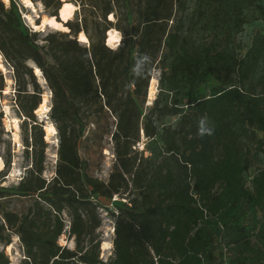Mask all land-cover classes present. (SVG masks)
I'll use <instances>...</instances> for the list:
<instances>
[{"label": "trees", "instance_id": "1", "mask_svg": "<svg viewBox=\"0 0 264 264\" xmlns=\"http://www.w3.org/2000/svg\"><path fill=\"white\" fill-rule=\"evenodd\" d=\"M31 1L60 23L63 0ZM74 2L90 9L92 19L67 21V32L49 33L41 45L39 32L23 23L20 0L9 6L0 0V54L14 72L30 162L15 186H2L6 173L0 172V243L7 247L16 236L24 264H264V166L257 168L264 154V32L244 54L234 42L243 23H264V4L194 0L190 22L213 34L204 42L180 28H163L173 18V0H143L137 25L128 0ZM122 8L131 26H115L124 39L114 50L106 45L114 28L108 16L119 20ZM81 33L90 47L79 41ZM163 43L167 51L160 56ZM30 63L54 94L59 146L52 179L44 177L48 144L35 116L42 90ZM155 67L161 71L159 93L144 116L138 101L146 99ZM87 111L117 115L115 129L96 121L86 137L100 133V148L112 137L116 162L108 181L95 175L102 160L92 165L80 154ZM166 117L178 118L176 125L160 128ZM201 117L211 135L198 134ZM140 130L149 156L139 159L133 147ZM4 162L8 169L11 160ZM100 209L114 221L108 262L101 259ZM63 235L75 249L59 244ZM0 264H10L4 252Z\"/></svg>", "mask_w": 264, "mask_h": 264}, {"label": "rangeland", "instance_id": "2", "mask_svg": "<svg viewBox=\"0 0 264 264\" xmlns=\"http://www.w3.org/2000/svg\"><path fill=\"white\" fill-rule=\"evenodd\" d=\"M7 6H9V2L3 0ZM29 2L33 3L31 0ZM174 1V8H173V18L172 20H166L162 23V26L167 31H171L177 28L190 38L201 40L204 42H209L213 39V34L211 31H205L201 25H195L190 22V19L194 13V0H181L180 6L179 3ZM64 7H68L67 11L62 12L60 11V16L63 18L64 21L75 20L76 18H82L88 16L91 20L93 15L90 9H81V7L77 6L74 0H63ZM129 8L132 10V20L134 25H137V17L140 11L144 10V3L143 0H128ZM264 4V0H261ZM20 3L23 5L24 10L22 11V20L25 26H27L30 30L34 32H39V43L44 45V39L49 33L63 31L67 32L64 28L62 23H59L61 26L59 28L52 25V21L48 17V15L44 11V7H35L33 5H27L25 0H20ZM63 7V8H64ZM118 18L119 20L115 19V17L111 14L108 16V20L114 22V28L107 32V39L106 45L109 46L111 49L117 50L123 41L122 32L119 31V27L124 28L127 30L129 28V23L126 20L127 9L122 8L118 9ZM82 12V13H81ZM38 21L40 25H38ZM54 22H57L56 19H53ZM49 22V23H48ZM132 22V21H131ZM58 23V22H57ZM117 26L118 28H116ZM132 30V29H131ZM130 30V31H131ZM116 31L119 36V41L113 45L109 44L110 41V32ZM258 32H264V23L256 18L251 23H243L242 28L240 29L239 33L235 38V47L241 53H245L248 49L251 48L253 39ZM82 34V33H81ZM79 35L78 39L82 45L86 47H90V40L87 37L88 41L83 43L81 37ZM160 34L159 36H161ZM167 51L165 43L162 44L160 56ZM31 67H34V71L36 66L33 63H30ZM157 66V65H156ZM5 70L8 73H5ZM37 80L40 84V88L42 90V104L44 103V99L47 98L48 103L47 107L49 112L40 115L37 111L35 112V116L37 121L44 126V132L46 134L45 140L48 144L46 150V171L44 172V177L46 179H52L55 175L56 165H57V150L59 146V134L56 129V124L54 123L53 119L51 118V110L53 107V99L54 94L50 89L47 81L45 80L44 76L42 80L44 81L45 85L42 84L40 78L37 75ZM43 75V74H42ZM161 78V71L159 67H155L152 74L151 84L148 89V94L146 99L144 97L139 98V105L140 109L143 111L144 116L149 113L154 100L156 99L159 93V81ZM153 80H156V94L154 96L151 95V87ZM18 89L15 80H14V73L4 58L0 54V134L2 135V143L0 144V158L3 161V166L0 167V172L4 170L6 173L5 182L2 186L5 187H12L17 184L26 176L27 169L30 168V162L28 161L27 151L24 144L23 132L21 126L24 122V117L20 114V110L16 103V97ZM29 91L32 93L33 88L30 86ZM41 107V106H39ZM109 115H105L104 117H98L94 115V112L87 111L85 124H87L85 136L81 143V151L80 154L84 159L90 158L92 165H95L97 161L102 160L101 169L96 171L95 175L102 181H108L109 175L112 171V167L116 162V153H115V146L114 142L111 140V136H106L102 143V148L98 145V137H93L90 141L86 140V137H89V134L95 130L97 127L96 121L100 123L101 127L105 126L107 123L115 129L116 114L108 113ZM43 116V117H42ZM107 118V120H106ZM178 118L176 117H166L163 118L162 121L159 123L160 128L169 125H176ZM16 122V123H15ZM16 124L19 126V130L16 129ZM49 124L51 127H49ZM141 127L142 122H141ZM58 144V146H56ZM148 144V139L145 137L144 131L140 130V141L136 143L133 147L134 154L140 158H147L149 153L147 152L146 145ZM101 152V153H100ZM11 160L10 167L7 169L5 168L4 160ZM139 163V161H138ZM264 166V154L261 155V161L257 164V168H261ZM255 170H252L251 173L247 176L249 178L254 174ZM250 185V181H249ZM117 200V199H114ZM119 201H126L124 199H120ZM16 204V203H14ZM110 209H115L114 204L107 205ZM99 214L102 219V226L99 229V237L102 241L101 247V259L104 262H108L114 255V248H113V240L115 238L114 233V221L110 217L109 213L106 212L105 209H100ZM65 219L68 221L69 218L65 216ZM59 244L63 247H67L70 249H75V243L72 239L68 238L67 235H63L60 240ZM112 244V249L110 248ZM0 252H4L9 260L10 264H24L25 254L23 250V246L19 239L16 236H13L12 243L9 246H5L0 243Z\"/></svg>", "mask_w": 264, "mask_h": 264}, {"label": "bare ground", "instance_id": "3", "mask_svg": "<svg viewBox=\"0 0 264 264\" xmlns=\"http://www.w3.org/2000/svg\"><path fill=\"white\" fill-rule=\"evenodd\" d=\"M6 2H9V0H5ZM27 5H33V3H31V2H27ZM37 5L39 6V7H42V5L40 4V3H37V4H35V7L37 8ZM67 8L68 7H64L63 8V10H62V12H66L67 11ZM68 12V11H67ZM51 21H52V25H54L55 27H57V28H59L61 25L59 24V23H57V22H54L53 21V19H50ZM49 23V22H48ZM109 36H110V41H109V44L110 45H113V44H115V43H117L118 41H119V36H118V33L116 32V31H111L110 32V34H109ZM82 37H83V39H82ZM81 39H82V41H83V43H86L87 41H88V39H87V37L85 36V34H81V37H80ZM35 72H37V75H38V77L40 78V80H41V82H42V84H44L45 85V83H44V81L42 80V77H43V75H42V73H41V71L38 69V68H35ZM5 73H8V71L7 70H5ZM156 94V80H153V82H152V87H151V95L152 96H154ZM47 103H48V100H47V98H45L44 99V103L43 104H41V107H40V109L37 111L38 113H40V115H44V114H46V113H48L49 112V110H48V107H47ZM43 117V116H42ZM16 123V122H15ZM16 129H17V131L19 130V126L16 124ZM49 127H51V125L49 124ZM56 146H58V144L56 145ZM3 166V161H2V159L0 158V167H2ZM114 234V233H113ZM110 248L112 249V244H111V246H110Z\"/></svg>", "mask_w": 264, "mask_h": 264}, {"label": "clouds", "instance_id": "4", "mask_svg": "<svg viewBox=\"0 0 264 264\" xmlns=\"http://www.w3.org/2000/svg\"><path fill=\"white\" fill-rule=\"evenodd\" d=\"M143 59L147 60L148 56L145 55ZM213 129L209 126L207 117H201L198 121V134L203 136L205 134L211 135Z\"/></svg>", "mask_w": 264, "mask_h": 264}, {"label": "water", "instance_id": "5", "mask_svg": "<svg viewBox=\"0 0 264 264\" xmlns=\"http://www.w3.org/2000/svg\"><path fill=\"white\" fill-rule=\"evenodd\" d=\"M56 20H57V19H56ZM57 21H58V20H57ZM58 22H59V21H58ZM60 23H62L63 26H65L64 23H66V21H64L63 18H62L61 16H60ZM32 68H34V67H32ZM41 73H42V72H41Z\"/></svg>", "mask_w": 264, "mask_h": 264}, {"label": "snow or ice", "instance_id": "6", "mask_svg": "<svg viewBox=\"0 0 264 264\" xmlns=\"http://www.w3.org/2000/svg\"><path fill=\"white\" fill-rule=\"evenodd\" d=\"M25 2L27 3V2H28V0H25ZM82 39H83V37H82Z\"/></svg>", "mask_w": 264, "mask_h": 264}, {"label": "built area", "instance_id": "7", "mask_svg": "<svg viewBox=\"0 0 264 264\" xmlns=\"http://www.w3.org/2000/svg\"><path fill=\"white\" fill-rule=\"evenodd\" d=\"M13 70V69H12ZM14 73V72H13Z\"/></svg>", "mask_w": 264, "mask_h": 264}]
</instances>
